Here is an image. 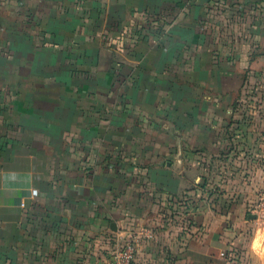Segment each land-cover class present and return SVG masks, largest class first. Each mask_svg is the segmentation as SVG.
<instances>
[{"label": "crops", "instance_id": "crops-1", "mask_svg": "<svg viewBox=\"0 0 264 264\" xmlns=\"http://www.w3.org/2000/svg\"><path fill=\"white\" fill-rule=\"evenodd\" d=\"M8 1L0 0V5ZM24 1L42 35L34 37L41 42L21 33L15 25L22 21L17 14L4 8L6 17H0L10 19L15 29L8 38L10 56L0 52V62L15 60L10 65L19 75L2 85L13 93L0 94V107L6 109L0 110V264H92L84 254L92 245L90 238L98 244L96 261L111 264L113 251L101 255L109 248L107 238L132 232L147 235L133 238L137 264H207L232 250L245 258L244 264H263L264 221L256 204L264 172L240 153L247 149L243 143L231 141V135L238 137L243 129L223 130L216 124L217 118L231 117L229 110L218 113L208 107L197 112L176 106L175 114L183 113L191 123L173 133L151 127V148L146 150L151 162L142 169L135 154H112L124 131L115 124L133 111L119 115L103 106L113 105L117 95L120 102L146 112L177 94L181 103L187 99L212 106L219 98L230 103L229 95L199 99L185 93L189 79L166 95L159 91L165 75L154 69L202 61L207 65L209 55L215 65L232 64V48L226 52L204 39L227 37L216 27L240 19L232 17L231 9L252 6L254 11L264 0ZM134 23L144 34L130 48L126 36ZM147 25L157 32L148 35ZM5 29L0 24V38ZM132 36H127L130 41ZM214 55L220 57L214 61ZM70 65L83 67L72 75ZM134 65H140L139 73H134ZM24 70L31 76L22 77ZM141 70L149 74L133 80ZM124 85L128 94L122 96ZM132 85L143 87L142 100H134ZM197 154L203 161L222 155V175L211 174L217 179L216 192L198 185L200 175L209 173L200 169ZM137 171L145 178L138 179ZM169 199L181 204H175V215ZM155 207L164 217L157 238L146 221Z\"/></svg>", "mask_w": 264, "mask_h": 264}, {"label": "rangeland", "instance_id": "rangeland-1", "mask_svg": "<svg viewBox=\"0 0 264 264\" xmlns=\"http://www.w3.org/2000/svg\"><path fill=\"white\" fill-rule=\"evenodd\" d=\"M4 8H7V10L12 15L14 13L21 17L22 21L15 25L20 28L19 30H22L21 33L25 32L29 36L28 40H33V38L31 39L32 35L33 37L42 36L38 32L39 30L37 29V23L32 18V16L29 15V11L24 0H9L7 5L3 7L0 5V17L2 19L6 17V14L1 12ZM255 8L256 10L254 11H252V6L242 10L239 8H234L233 10L231 9L230 14L232 17L239 16L240 19L238 18L236 23L233 22L226 25L218 24L216 27V29L219 28L223 35L227 37L221 39H204V41L210 43V46L217 43L220 45V49L226 52L232 48L233 51L231 50V54L229 55V57L232 56V64L225 62L223 65H215L212 63V56L209 55L208 61L210 63L206 62L207 65L202 61V65H164L162 66V68H164L161 71L157 67L154 69V71L156 70L157 74L162 73L165 75L163 78L166 79V82H159V91L167 93L166 95H170L171 92H177L175 91V87H180L181 85H176V83L182 84L180 81L189 79L188 85L184 86V88L186 87V89H184L185 93L192 92L193 95L197 96L199 99L203 98L202 96L204 95H229L230 103L226 102V98H219L215 105L212 104L213 100L209 99L210 102H208V104H212V106L204 105L203 101L191 102L187 99L183 100L181 103V95L177 94L174 98L165 97L163 99L164 106L161 108L156 106L155 110H149L146 112L144 109L136 105L132 107L134 103L125 102V100L120 102L118 99L119 95H117L116 102H114L113 105L105 103L103 109L108 111H110V109L116 110L118 111L119 115H123L124 111L126 110L133 111V113L130 112L131 115L129 117L124 116L123 119H119L118 123L115 124L122 126L124 131H121L120 135H118L117 139L115 140V148L112 149L113 155H119L120 157L123 156V158L129 156L130 158L135 154V156L138 158L136 165L142 166L143 169L144 167H147L148 163L151 162L148 153H146V150L151 148L148 145V142L150 141L149 139H151V127H157L159 129L167 128L168 133H173L174 128H181L184 126L186 127L187 124L189 125L191 123V119H186V116H184L183 113H181V115L178 113L175 114L176 106L178 108L183 106L184 109L191 108L197 112L198 110L202 111L204 108L209 107L215 111L218 110V113L226 112V110L231 112L230 118H217L216 124L220 129L223 130H225L227 127L232 129L242 128L244 134L238 135V137H233V135H231V141L234 140L238 143H243L247 149L241 150L240 153L245 158H247V162L256 161L258 166L261 167L262 172H264V4L259 3V5H255ZM2 19L0 20V24L2 28L4 26L6 29L4 30L5 35L0 38V52L5 57H9L12 50V42L9 40V33H13L15 29L11 28L14 26V24L10 25V19H7L6 21H2ZM133 26L134 29L131 28L127 35H133L131 41L129 40L130 37L126 36V41L131 43L130 48L136 45V43L142 39L144 34L143 27L140 28L139 23H134ZM144 28L148 35L149 32L156 33L158 30L154 26L148 27V25ZM124 30L129 29L124 28ZM37 37H34V40H39ZM107 40L111 39L109 38ZM211 40H213L212 44ZM39 42H41V40H39ZM216 56L214 55L213 57L214 61L220 57ZM227 58L228 57L226 54L222 55V60H226ZM7 60L8 61L3 60L0 62V94L3 95L13 93V90L9 89L7 85L5 87H2V85L7 84L13 77L18 75L17 69H14V65H12L13 68L10 65L12 62H15V60ZM139 66L140 65H134V73H139ZM79 67L82 69L83 65H70L71 69H69L72 71V75H74V72L76 73V71H79ZM143 71L144 70H141L140 72L141 74L143 73L142 75L137 74L133 76V80L134 77L138 76L139 80L141 76L144 78L149 74L148 72ZM25 72L27 71H22V73H24V76L22 77L31 76L30 73L27 72L28 75H26ZM122 76H125V74L118 75V77ZM132 87H134V85L130 86V89ZM120 89H122V91H120L122 96L128 94V91L125 90V85ZM134 89L132 93L134 100H142L144 95L143 87L135 85ZM112 100L113 97L110 96L108 102L112 103ZM129 103L130 105L127 107ZM0 110L4 111L6 109L3 106L0 107ZM126 113L127 111L125 112V115ZM233 115L235 116L233 117ZM1 133L3 132L0 129V134ZM73 141L75 140H72L71 142ZM233 154L239 155V151L234 150ZM197 155L199 156L198 160L200 162V169L204 168L206 169V173H209V175H200L198 185L200 188L210 187L212 191L216 192L218 185L215 181H217V179L214 178L215 180H212L211 174L214 173L215 175H222V171L226 168L223 166V161H221L222 155L221 157L214 156L209 161L207 159L203 161V156L200 154ZM135 175L138 177V179H141V177L145 178L144 174H139V171H137ZM168 201L170 204V206L169 204L168 206L170 207L169 209L171 210V214L175 215L173 212L175 204L176 206H180L181 204L176 203L174 199H169ZM152 211L153 212H151L150 218H148L146 221L151 223V227L155 231L154 237L157 238L159 236L157 234L158 228L161 227V219L164 217H162V213L158 207H155ZM172 220H174V218H172ZM260 220L262 222L264 221L261 218ZM124 223H126V221ZM140 224L146 225V222L140 221ZM258 232H260V229ZM132 233L129 236H122L120 238H107V245H109V248H107V250L103 248L101 255L108 256L110 251H113L115 245L118 246L119 243L124 240H132L136 242V240L133 239L136 236H139V238L147 237V235L143 233L142 235L136 232ZM93 241L94 238H90V243H92V245L88 246L84 253L88 259V262H91L92 264H109L107 262L100 263L96 261V258L100 259V253L96 252L98 244ZM222 252H225V255L220 254L219 256H216L210 260L207 264H244L246 262L245 258L244 260L240 259L239 257L232 259L229 257L227 251Z\"/></svg>", "mask_w": 264, "mask_h": 264}, {"label": "built area", "instance_id": "built-area-1", "mask_svg": "<svg viewBox=\"0 0 264 264\" xmlns=\"http://www.w3.org/2000/svg\"><path fill=\"white\" fill-rule=\"evenodd\" d=\"M257 215L264 220V185L257 193ZM113 249L111 264H137L136 262V244L132 240H124ZM225 255V252H221Z\"/></svg>", "mask_w": 264, "mask_h": 264}, {"label": "trees", "instance_id": "trees-1", "mask_svg": "<svg viewBox=\"0 0 264 264\" xmlns=\"http://www.w3.org/2000/svg\"><path fill=\"white\" fill-rule=\"evenodd\" d=\"M230 252L231 253L228 252L230 258L233 259V258H238L239 257L240 259L244 260V258H242L241 256H237V253H235L233 250L230 251Z\"/></svg>", "mask_w": 264, "mask_h": 264}, {"label": "bare ground", "instance_id": "bare-ground-1", "mask_svg": "<svg viewBox=\"0 0 264 264\" xmlns=\"http://www.w3.org/2000/svg\"><path fill=\"white\" fill-rule=\"evenodd\" d=\"M262 228H263V227H262ZM261 236H262V237H260L261 240L264 239V235H261ZM260 238H259V239H260ZM259 239H258V240H259ZM261 240H260V241H257V242H256V245L260 246V245H261V244H260Z\"/></svg>", "mask_w": 264, "mask_h": 264}]
</instances>
